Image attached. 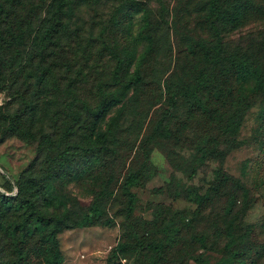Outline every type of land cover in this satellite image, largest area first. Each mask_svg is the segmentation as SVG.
Instances as JSON below:
<instances>
[{"label":"rangeland","instance_id":"obj_1","mask_svg":"<svg viewBox=\"0 0 264 264\" xmlns=\"http://www.w3.org/2000/svg\"><path fill=\"white\" fill-rule=\"evenodd\" d=\"M3 1L18 5L19 28L27 22L15 31L3 26L5 39L18 37L22 45L5 58L14 78L0 73V107L15 113L44 69L61 86L78 85L92 112L116 87V67L124 81L140 78L105 118L114 140L103 147L84 144L91 117L71 141L54 132L71 122V94L62 98L52 91L39 101L50 138L12 136L0 125V193L14 197L18 181L30 187V179L46 217L64 216L74 225L57 233L60 264H264V93L225 136L208 129L210 139L203 142L213 138L220 146L203 162L195 146L204 145L206 123L188 121L184 98L198 84L202 48L212 49L221 36L222 50L264 65V0H253L262 14L246 9L239 23L224 26L212 16L211 0H66L68 29L52 43L38 32L51 0ZM234 4L221 3L228 14ZM214 79L212 95L218 84L228 86ZM131 171L140 186L131 189L135 203L129 215L122 185ZM196 195L202 204L195 203ZM94 204L101 211L95 223L80 226ZM47 233L30 244L24 264H50L52 256L38 259L41 252L51 253ZM1 251L2 260L13 254Z\"/></svg>","mask_w":264,"mask_h":264},{"label":"trees","instance_id":"obj_2","mask_svg":"<svg viewBox=\"0 0 264 264\" xmlns=\"http://www.w3.org/2000/svg\"><path fill=\"white\" fill-rule=\"evenodd\" d=\"M221 3L222 0H211L210 2L211 14L221 26H224L227 22L231 23V20L239 23V16L244 14L246 9L248 12L254 14H262L261 6L260 8L255 7L253 0H234L235 4L233 11L229 13L230 15L222 8ZM6 4V1L0 0V73L5 74L6 72V76L10 75L9 80H12L14 76H11V65L8 59L5 58L8 57L7 53L11 49L20 47L22 41H19L18 37H13L11 41L5 39L6 33L2 32L4 31L3 26H6V29L14 31L16 29L20 30L27 20L22 22L19 28L20 24L15 14L18 5L12 2L11 6L6 7ZM129 6L131 7V3ZM43 10L46 14L45 17H42L41 24L39 25L41 28L38 29V32L42 36L41 39L48 43L60 40V38L64 37L65 30L68 29L64 21L69 19L67 17V13L71 11L69 5L66 3V0H51ZM8 33L10 32L8 31ZM205 45L204 49L202 48L200 52L201 65H199L200 70L197 74L199 76L197 78L198 84L192 90L187 91L184 97L185 100H189L187 109L188 121L191 123L204 121L206 123L201 127L206 130L201 140L204 145L198 144L195 146L196 153L201 152L203 154V157L199 159L200 162H203L208 154L211 155L215 152L219 144L213 138H211L212 140L203 142L206 138L210 139L206 133L208 129L220 132L217 138L225 136L230 129L236 128L240 124V119L252 107L253 101L264 93V65L253 62L255 59H251L245 54L238 52L228 54L222 50L224 47L222 36L219 37L216 41V46L212 47V49ZM44 49L47 50V45ZM119 64H122V61H119ZM118 68L120 67L115 68L113 76V79L117 80L116 84L112 85L116 87L111 92H108L106 97L102 96L100 105L94 112L85 108V101L77 93L79 91L78 85L61 86V83L55 79L52 72L44 69L38 74L32 88L33 93L28 99L24 93L25 96L20 100L21 102H18L20 106L15 113H12L9 108L0 107V125L5 126V134L12 136H20L22 134L30 140H36V136L41 134L44 137L50 138V134L42 128L44 123L41 118L43 114L39 115V101L40 99L46 100L52 94V91L62 98H66L71 94L72 101L69 103V107L73 111L70 117L71 122L67 123L63 120L64 123L61 127H53L54 132H56L60 140L71 141L72 137L77 135V129L82 120L87 121L91 117L93 118V129L84 144L86 147H91L89 145L91 142L92 147L99 145L103 147L110 140H114L112 138L114 136L113 129L110 127L106 129L103 126L105 118L109 116L111 109L126 99L129 90L136 88L140 81L138 75L124 81L117 73ZM215 76L219 78L220 82L228 86L224 87L218 84V93L214 92L212 95L211 91L215 90ZM57 120L60 121V118H57ZM36 127H38L37 130H35ZM212 145H214V151H205L206 147H211ZM138 178V174L136 173L135 175L131 171L125 177L122 185L123 193L128 197L127 210L129 215L133 213L135 203V195L131 193V189L140 186ZM31 181L27 179L30 187L34 188L35 184L31 183ZM17 186L18 191L14 197L0 193V247L2 251L13 252V254L5 255L3 260L0 259V264H24V262H27L31 257L30 253L27 252L28 247L43 230L48 231L44 237V243L47 247L50 246L52 250L49 255L47 252H41L39 254L41 256L38 255V259L40 258L42 261L46 256H52L50 264H60L61 257L58 250L57 233L61 232L64 228L74 227V225L69 224L67 218L64 216L46 217L37 200L33 199V192L30 191V187L23 186L20 181H18ZM26 194H30L31 199L26 197ZM202 200L201 196H195L196 204H202ZM14 201L17 202L16 205H14ZM91 213V217H85L81 221L80 226L89 227L95 223L101 213L99 205L94 204ZM50 224H53L51 228ZM6 237L9 244L4 243Z\"/></svg>","mask_w":264,"mask_h":264}]
</instances>
